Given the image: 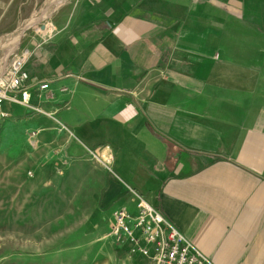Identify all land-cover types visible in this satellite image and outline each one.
Here are the masks:
<instances>
[{
    "label": "crops",
    "instance_id": "0c3cea01",
    "mask_svg": "<svg viewBox=\"0 0 264 264\" xmlns=\"http://www.w3.org/2000/svg\"><path fill=\"white\" fill-rule=\"evenodd\" d=\"M64 4L52 40L17 47L67 128L37 115L38 142L54 160L108 148L110 196L135 190L213 264H264V0Z\"/></svg>",
    "mask_w": 264,
    "mask_h": 264
},
{
    "label": "rangeland",
    "instance_id": "374dc122",
    "mask_svg": "<svg viewBox=\"0 0 264 264\" xmlns=\"http://www.w3.org/2000/svg\"><path fill=\"white\" fill-rule=\"evenodd\" d=\"M64 1L0 0V73L24 29L35 34L45 24L58 33L54 16ZM7 108L10 117L0 119V264H132L112 234L116 212L129 204V189L109 195L118 179L114 160H96L93 148L89 160H54L35 137L37 115Z\"/></svg>",
    "mask_w": 264,
    "mask_h": 264
},
{
    "label": "built area",
    "instance_id": "2783aa9c",
    "mask_svg": "<svg viewBox=\"0 0 264 264\" xmlns=\"http://www.w3.org/2000/svg\"><path fill=\"white\" fill-rule=\"evenodd\" d=\"M55 33L52 27L45 24L36 32L45 42L52 40ZM32 55L33 51L29 48H16L10 53L0 73V119L10 117L7 107L17 106L35 115L52 118L62 130H67L66 126L54 118L55 114L44 109L41 102L34 103L35 98L40 101L51 99L52 83L34 82L31 79L27 64ZM67 78H73L76 82L84 80L77 75H65L60 80ZM107 150L106 147L94 150L96 160H109L107 164L111 163L114 156ZM129 193L133 196L135 213L120 208L115 214L112 234L122 243L131 261L140 260L144 264H213L192 247L160 209L135 190L130 189Z\"/></svg>",
    "mask_w": 264,
    "mask_h": 264
},
{
    "label": "bare ground",
    "instance_id": "6f19581e",
    "mask_svg": "<svg viewBox=\"0 0 264 264\" xmlns=\"http://www.w3.org/2000/svg\"><path fill=\"white\" fill-rule=\"evenodd\" d=\"M42 20V18H40L39 20H37V21H35V22H33L32 24H30V26H32V25H35V24H37L39 21H41ZM29 26V27H30ZM21 31V30H20ZM21 33V32H20ZM18 37V36H17ZM17 39V38H16ZM18 40H19V37H18V39H17V41L15 42V43H17L18 42Z\"/></svg>",
    "mask_w": 264,
    "mask_h": 264
},
{
    "label": "water",
    "instance_id": "95a60500",
    "mask_svg": "<svg viewBox=\"0 0 264 264\" xmlns=\"http://www.w3.org/2000/svg\"><path fill=\"white\" fill-rule=\"evenodd\" d=\"M65 1H67V0H65ZM65 1H64V2H65ZM62 4H63V3L59 4V6L62 5ZM26 24H27V23H26ZM26 30H27V29H24V30L22 31V34H23V35L25 34ZM23 35H22V36H23Z\"/></svg>",
    "mask_w": 264,
    "mask_h": 264
}]
</instances>
